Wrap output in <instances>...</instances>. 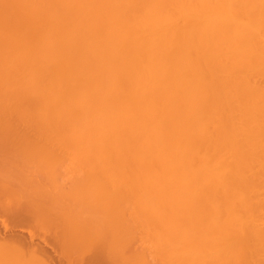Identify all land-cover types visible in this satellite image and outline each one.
I'll use <instances>...</instances> for the list:
<instances>
[{"label": "bare ground", "instance_id": "6f19581e", "mask_svg": "<svg viewBox=\"0 0 264 264\" xmlns=\"http://www.w3.org/2000/svg\"><path fill=\"white\" fill-rule=\"evenodd\" d=\"M30 120H38L35 125H41L45 134L47 130V136L51 133L52 137L55 136L53 132H57L59 128L71 129L61 135L87 143L86 147L81 145L82 151L79 152L83 159L85 152H88L89 157L90 151H96V155L98 151L104 154H98L99 158L101 156L104 159V162L99 159L100 166L103 164L104 168L103 170L99 166L100 173L102 169L106 174L104 164L107 163L108 157L112 158L113 163L108 159L107 167L116 164L113 168L118 169L119 162L114 160L118 158L125 172L117 177H120L119 180L123 178L121 181L128 185V188L134 180L132 182L131 177H127L130 180V184H127L129 181L124 180L127 176L125 173H135L128 176L144 177L139 179V184L146 191H153L147 195H158V191L160 194V189H164L161 192L168 193L169 196L168 191L172 190L175 192V195L171 194L174 201L183 199L187 210L181 213L182 210L179 209L180 212L176 214L172 208L178 209L176 207L184 201L180 199L183 203H179V200L177 203L176 200L178 205L175 203L173 206L172 199V208L169 203L163 204L167 207V215L166 208L161 207L162 211L165 210L164 217L161 216V210H158L160 214L156 212L157 216L152 212L153 217L156 216L154 221L151 220L154 222V225L151 222L152 227L155 228L159 221L157 217L163 221L166 216L170 218L176 214L172 219H177L173 220L174 224L170 226L169 219L167 225L171 229L166 225L167 231L164 233V229L161 233L159 231L161 226H165L167 217V220L163 221L164 225L162 222L157 224L160 227L156 228V231L159 235L164 234V239H161L165 242L155 240L160 242L158 251H154L153 246L152 253L149 250L150 253L147 254V248L150 249L152 243H156L150 239L161 236L156 237V231L153 235L150 223H144L150 213L149 206L144 207L148 200L144 199V208L139 207L142 205L136 207L144 217L139 214L142 218L137 220L138 214H132L138 222H143L140 227V222L135 221L136 227L139 225V231L143 228L144 233L141 235L136 232V228L133 232L139 233L141 239L149 230L153 235L148 238L151 245L148 241L144 242L148 240V231L144 240H141L144 243L140 247L141 250L139 246L133 247L135 251L131 250L132 256H124V253H120L125 252L124 249H128L130 243L124 240L126 229L118 227H121L122 223L131 227L132 221L117 215V219L121 218L118 221L114 218V211H110L109 214H115L113 223L112 216L111 219L108 217L112 205L106 204L103 210L102 206L75 205L74 201H71L73 193L67 191L64 185L61 187L64 190L57 188L62 190L58 193L53 191L55 189L51 186L52 193H56L55 198L61 196L58 204L52 194L56 205L59 206L55 207L59 211L54 206L43 204L39 198L34 200L28 194L24 195L23 199L22 192L25 189L22 188L14 192L20 193L19 197L12 196L13 185L16 186L14 180H17L15 176L19 174V169L22 168L26 172L24 168L31 167L28 168V174L33 178L30 172L31 169L34 172L38 168V161L37 165L25 161L29 153L27 155L25 152V155L23 149V152H20L23 153L21 157L27 156L23 161L24 168L22 157V167L17 166V163L15 166L19 169H12L15 162L13 165L9 162L17 152L13 151V156L11 149L9 153L12 158H9L6 166H12L5 168L4 165L6 156H10L9 153L4 154L5 159L2 157L3 166L0 164L6 171L0 169V264H57V257V261L60 260L62 264H132V258H139L137 260L141 261L149 258L154 264L153 261L155 262L157 257L168 260V264H264V0H0V128L11 134L9 132L12 128L8 123ZM42 124L45 125V130ZM46 124L53 125H48L46 129ZM32 125L34 129L36 126L34 123ZM41 128H38L39 133ZM51 129L55 131L52 132ZM27 131L29 132L26 130L22 133L24 138H27ZM15 135L18 134L15 132ZM11 136L14 137V134ZM52 137L45 139H57ZM59 139L63 140L61 144L66 147L65 138ZM1 142L3 149L5 143L3 140ZM58 143L56 141L53 144ZM71 144H67V147L74 146L75 153L70 149L74 154L72 156L77 157L81 148L77 145L79 148L76 151L75 143ZM90 144H101L104 147L92 148ZM11 145H14V141ZM7 146L4 152L9 150ZM24 147L28 150L32 148L29 145ZM63 148L59 150L62 151ZM32 149L34 154L29 150L30 155L32 154L31 157L36 162L33 155L37 152L34 151V146ZM40 153L41 150L36 155L38 160ZM93 153L90 165L95 163L93 167H97L98 159L95 152ZM105 155L107 157L104 158ZM89 157L86 156L87 159H90ZM32 158L29 161H32ZM93 158L97 159L96 162ZM41 161L42 159L39 163L44 165V161L49 160ZM81 162L84 165L83 161ZM99 169L96 170L99 172ZM86 170L95 176V170ZM111 170L115 171L112 168ZM53 172L57 174V171ZM96 174L98 178V173ZM103 174H100L103 178L99 176L102 180L106 177ZM116 174L118 175L117 172ZM108 178H105V181L110 183ZM29 181L23 183L27 185ZM61 181L57 183L61 185ZM35 184L39 182L31 185ZM52 185L54 186L53 183ZM46 187L45 189H48L50 185ZM134 187L138 193L139 188L137 185ZM29 188L27 186V192ZM5 189H11V195L9 190L6 191L8 194L4 193ZM125 189L133 191L131 187ZM38 192L42 196L43 193ZM176 192H179V196ZM180 192H183V197ZM120 193L122 195V190ZM124 194L122 199L119 196V200H114H118V204L126 202L122 201L126 197ZM164 194L162 197L158 196L159 200ZM116 196L118 197L117 194ZM26 197L27 200L31 198L30 202ZM165 199L163 203L167 201ZM128 201V209L124 211L127 214L132 209V200ZM76 202L79 203L78 200ZM151 202L153 205L154 202ZM103 203L105 204L102 202V205ZM116 204H113L114 207ZM124 206L122 204L123 208ZM153 208L156 209L155 206ZM100 210L104 214H101ZM122 213L118 212L119 215ZM72 214L81 220L80 224H76L77 219H72L75 223L71 225ZM90 214L92 221L93 218L96 220L93 223L95 227L91 228H96V231L87 225H92L87 219ZM97 214L102 215V219L104 216L102 221L107 230L102 225L101 228L98 226L97 219L100 218ZM182 214L188 216V219L184 215L182 217ZM152 215L148 217L152 219ZM105 220L108 222L105 223ZM110 220V226L113 227L115 221L119 222L118 226H115L117 229L112 226L111 229L110 226L108 228ZM178 220L181 222L178 223ZM144 225L148 227L147 230ZM14 227L23 231L16 233L14 230V233ZM131 229L133 230L132 227ZM24 230L26 233L29 230L35 234V238L40 236V244L35 238L33 239L36 243L32 237V241L29 240ZM108 230L113 232L114 237L122 235L121 238L117 237L119 240L125 236L121 242L118 240L121 248L120 253L115 251L116 256L108 250L110 244L106 246L104 241V236L109 238ZM117 231L120 233L115 235L114 232ZM117 238H110L113 244H117ZM43 241L56 251L49 248L55 254L50 253L47 247L41 244ZM167 241L171 243L172 248H166L165 255L163 250L169 245ZM122 242L124 244H121ZM19 244L25 245L26 250L24 247H21L23 250L20 249L19 246L18 250L23 253L14 255L11 259L5 258L8 260L6 262L2 252H17L16 246ZM3 245H6L7 249H2ZM27 245L30 246L28 250ZM119 246L117 245L118 248ZM112 247L115 248L114 245ZM60 262L58 261V264Z\"/></svg>", "mask_w": 264, "mask_h": 264}, {"label": "rangeland", "instance_id": "374dc122", "mask_svg": "<svg viewBox=\"0 0 264 264\" xmlns=\"http://www.w3.org/2000/svg\"><path fill=\"white\" fill-rule=\"evenodd\" d=\"M36 121L38 122V120H35V122H36ZM30 122H33L34 125L37 123V122L35 123L33 120H32V121L30 120ZM30 122H23V121H18V122H17V121H16V122L8 123V124H9L8 126H10V128H12L11 131H12L13 133H12L11 131L9 132V133H11V134L5 133V132L3 131L4 128H3V130H2V127L0 128V129H1V130H0V140H1V141H2V140L4 141L3 143H5V144H4L5 146H7L8 144L10 145V146H7V147H9V148H8L9 150H8V151L6 150V151L4 152V150H5L6 147L4 146L3 149H1V148H2V146H1V145H2V142L0 141V142H1V143H0V149H1V150H0V153H1V151L3 150V152H2L1 155H0V160L2 161V162L0 161V162H1L0 164L3 166V163L6 162V163H4V165L6 166V164L9 162V158H12L13 151H14V152H17L16 154H17L18 157H16V154H15V153H14V155H15L16 159H18V160H17L18 162H16L15 157H13L12 159H10L11 162H9V164L12 163V165H13V163L15 162V163H14V166L12 167V169L17 168V166H19V167L21 168V167H22V166H21L22 164H23V168H24V163H23V161L25 160V158H27V156H25V158H24V157H23L24 155H22V157H23L24 159L22 160V164H21V163H20V162H21L20 159H22L21 154L24 153V154L26 155V153H27V155H28V153H29V155H30V151H31V153L34 154L33 149H32L33 146H34V151L37 152V154H38V152L41 150V153H40L39 156H40V159H42V161H43L44 159H45V160L48 159L49 161H44V163H43L44 165H42V163H41V164L39 163L40 159H39V160L37 159V156H36L37 154L33 155V156L35 157V159H36V162H35L34 159L31 157L32 154H31L30 156L28 155V159H26L25 161H28L29 163H30V162H32V163L34 162L35 165H37V161H38V165L36 166V167H38V168H36V170L38 169V171L34 170V172H33V169H31L32 172H30V175L33 176V178H32V177H29V174H28V170H29L28 168H31V167H28V166H27L28 168H26V167L24 168V169H26V172H27V173L24 172V170H22V168L19 169V167H18L17 169H19L21 172L19 171V172H18L19 174H16L17 176H15V178H17V180H16V179L14 180V184H16V186L13 185V189H12V190H14V191L12 192V191H10L11 189H8V190L10 191V192H9L8 190L5 189V192H4V191H3V192H4V193L9 192L10 195H11V192H12V194H14L15 191L18 192L19 189L22 188V189H25V190L22 192V194H23V199H25L24 195H27V194H28V195H29L30 197H32L34 200H36V199L39 198V199L42 200L43 204L46 203V205H47V206L49 205V207H50V206H52V207L54 206V207H55V206H57V205L59 204V202L61 201V199H60L61 196H60V197L58 196V198H55V197H57V196H55L56 193H58V192L64 190V188H65V189H67V191L73 193V196H71V201H74L73 203H74L75 205H80V204H81L80 206L85 205V207H87V206H88V207H94V205H95V207H97V206H100V207H101V206H102V208H101L102 210H103V208L105 207L106 204H107L108 206L112 205V207H111L112 209L110 208V210L108 211V214H109L110 211H111V212L114 211V212H112V213H115V214H116V217H114L116 220L119 221L121 218H122V219L125 218V219H129V220H131V221H132V225H131V227L133 228V230L131 229L130 225H129L128 227H126V226H125L126 223H125V224L122 223V226H121V227H120V226L118 227L119 229H122V228H125V229H126V230H125V233H126L125 236H126V238H124V237H125V236H124V237H122L121 240H123V238H124V240H126V241H128V242L130 243V244L128 245V249L126 248V249H124L125 252L123 251V252L120 253V250H119V249H120L121 247L119 246V242H118L119 238H117V237H120V238H121V236H122V235H121V236L118 235V234L120 233V231H117V233L114 232L115 235H118V236H115V237H114L113 232H110V231L108 230L109 233H110V235H109V238H106V236L108 235V233L106 232L107 229L104 227V226H106V224L104 225V222L102 221V220H104V216H103V219H102V215L100 216L99 214H97V215L99 216L98 218H100L101 221H100L99 219H97V221L99 222V225H98L97 223H95V224H97L99 227H100V225H102V226L106 229V230H105V233H107V234H106V236H104L105 238H104L103 236H102V238H104V241H105V243H106V246H107V245L109 246V244H110V246H109L110 249L108 248V250H110V251L112 252V254H114V256L117 255V252H115V251H118V253H120V254L124 253V254H125L124 256L127 255V256H129V257L132 256L131 254H133V253H131V250L134 252L136 247L139 246L138 248L141 250L140 247L144 244L143 241H141V240H144V238L146 237L147 232H148L149 230H147L148 227H146V225H144V227H146V230H147V231H146V234H145L144 236H142L143 238L139 239V238L141 237V236L139 237V235H140V234L142 235V233H144V231L142 230L143 228H141V230L139 231V229H140V228L138 227L139 225H137L138 229H137V227H136V222H135V221H137L138 218H142V216H143V213H139V211H138V210H140V209L137 210L138 205H142L145 201L148 200V202H145L146 204H145V206H144V207H146V208H148V206H149V208H150V213H149L148 215H152V212H153V214L157 216V214H160V212H162L161 216H163V215H164L163 213L165 212V210L167 211V207H165L164 205L167 204V203H169L168 205L171 204V200L173 199V197H174L173 195H175V194H174L175 192L172 191V190H170V191L167 190L168 192H170V195L168 196V193H165V194H164V193L161 192V191L164 190V189H160V190H161V191H160V194H159V191H158V195H151V196H149L153 191H152V192L149 191V190L146 191V189H144L143 187H141V185L139 184V179L144 178V177H140V178H139V177L128 176L129 174H135V173H125V175H127V176H125V179H124V180H128V178H130V177H131L130 179L132 180V182H133V180H134V183H133V184L131 183V186L129 185V188L131 187V188L133 189V191H131V189H130V190H126L125 188L129 189V188H128V185H126L124 182L121 181L123 178H121V180H119L120 177H119V178L117 177V176H119V175L121 176V174L123 175L124 172H125V171L122 169V164H121V160H120V159H118V158H115V159H114V160L116 161V163L119 162V163H117V165H118L117 168H118V169L120 168V169L118 170V169H116L115 167L113 168V166L116 165V164L111 165L112 167L109 166V167H110V169H109V167H107V165H108L107 163H109L108 159H110L111 162H112L113 160H112V158H109V157L106 158L107 163L104 164V165L106 166V169H105L106 174H105L104 171H102V169L104 170V168H102V167H103V164L101 163V164H102V167L100 166V162H101V161L104 162V161H103L104 159H103V157L100 156V158H99V156H98V154H101L102 152L98 151L99 153L96 155V151H93V152H95V157L98 159V160H97V159H96V160H97L98 163H99L98 165L96 164V165H97V167L95 166L96 169H99V166L102 168V169H101V172H102V173H100V169H99V172H98L96 169H94L95 167H93V166H94L95 163L92 162V163H93V166L90 165V162H91L90 160L92 159V158H91V153L94 154L92 151H90V157L88 156V152H85V154L83 153V154L85 155V159H83L84 157L80 154L81 151H82V146H81V145H83V146L85 145V147H86V144H87L86 142H80V141L74 140V139L69 138V137H63V136L61 135L62 132L69 130V128H68L67 130H65V128H63V129H60V128H59V129H57V132L55 131L56 128H55L54 130L51 129V131H52V130L55 131V133L52 131V132H53V135H55V136H53V137H54V138H53L52 135H51L52 133L49 134V135L47 136V130H46V134H45V131L43 132V129L41 128V125H40V126H36L38 123L35 125L37 128L35 127V128L33 129V125H32L33 123H30ZM21 123H22V124H21ZM29 123H30L31 125H30ZM1 124H2V123H0V125H1ZM17 124H18V125H17ZM40 124H41V123H40ZM55 124H56V123H55ZM4 125L7 126V124H4ZM48 125H53V124H48ZM48 125L46 124V126H47L46 129L48 128ZM6 126H5V128H6ZM18 126H19V127H18ZM43 126H44V127H43ZM55 126H57V125H55ZM42 127H43L44 130H45V125H44V124H42ZM52 127H54V126H52ZM20 128H22V129H20ZM38 128H41L40 133L38 132V131H39ZM49 128H51V127H49ZM57 128H58V127H57ZM6 129H8V128H6ZM18 129H20V130L18 131ZM9 130H10V129H9ZM22 130H23V131H22ZM26 130H29V132L27 131V133H28L27 136L24 134V135L27 137V138H24L22 133H24ZM7 131H8V130H7ZM51 131H48V133H50ZM69 131H71V129H70ZM15 132H16L18 135H15ZM29 133H30V137H31V138H29ZM12 134H14V137L11 136ZM40 134H41V136H40ZM1 135H2V136H1ZM8 135H9V136H8ZM17 136H18V138H17ZM5 137H6V140H4ZM7 137H12V138H7ZM39 137H40L41 139H40ZM51 137H52L53 139H55V137H56L57 139H55L54 141H53V140H52V141L46 140V139H48V138L51 139ZM59 137H61L62 139L65 138L64 141H65V143H66V147H65V145L61 144L63 140L61 141V139H59ZM45 138H46V139H45ZM11 139H14V140H11ZM25 139H27V141H25ZM28 139H29L30 142L28 141ZM39 139H40V141H39ZM7 140H8V141L10 140L11 144H12V141H14V145H11L10 142L8 143ZM15 140H16V141H15ZM58 140H59V143H58ZM56 141H57L58 144H53V143H56ZM6 142H7V143H6ZM16 142H17V143H16ZM27 142H29V143H31V144H29V143H27ZM42 142H43V143H42ZM70 143H72L71 145H73V144L75 143V145H76V147H75V148H76V151H78L77 148H79V146H80L81 150L78 151V153L80 152V153H79L80 155L77 156V157H79L80 159H77L76 156H72V155H74L73 153H75V149H73L74 146H71V145H68V146H71V147H67V144H70ZM85 143H86V144H85ZM15 144H16V145H15ZM17 144H18V145H17ZM60 144H61L62 146H61ZM25 145H27V146L29 145V147L31 146V147H32V148L30 147L31 150L29 149V150H30V151H29L27 147H26V148H27V149H26V148L24 147ZM77 145H79V146H77ZM90 145H91L92 148H93V147H97V146L100 147V148H103V147H104V145H101V144H90ZM13 146H14V147H15V146H16V147L19 146V147H18L19 150H18L17 148L15 149ZM49 146H50V147H49ZM51 146H52L53 148H52ZM54 146H56V147H54ZM87 146L89 147V145H87ZM11 147H12V148H11ZM23 147H24V148H23ZM63 147H64V148H63ZM88 147H87V149H88ZM20 148H21V150H20ZM48 148H49V149H48ZM54 148H56V149H54ZM61 148H63L62 151L59 150V149H61ZM66 148H67V149H66ZM70 148L72 149L73 153H72V151H71ZM89 148H90V147H89ZM92 148H90V149H92ZM6 149H7V148H6ZM11 149H13V150L11 151L12 155H11V153H9ZM23 149H24V152H23ZM43 149H45L44 152L42 151ZM46 149H48V150H46ZM57 149H58V150H57ZM83 149L86 150V148H84V147H83ZM17 150H18V151H17ZM27 150H28V152H27ZM36 150H37V151H36ZM88 150H89V149H88ZM88 150H87V151H88ZM21 151H22L23 153H20ZM63 151H64V153H63ZM67 151H68V152H67ZM25 152H26V153H25ZM59 152H60V153H59ZM6 153H7V155H8V153L10 154V156H9V155H8V156L5 155L7 160L5 159V156H4V154H6ZM18 153H20V154L18 155ZM61 153H62V154H61ZM68 153H69V154H68ZM76 153H77V152H76ZM78 153H77V154H78ZM2 154H3V155H2ZM47 154H48V155H47ZM58 154H59V155H58ZM70 154H71V155H70ZM77 154H75V155H77ZM86 154H87V155H86ZM14 155H13V156H14ZM41 155H43V156L41 157ZM45 155H47L48 158H47V156H45ZM57 155H58V156H57ZM60 155H61V156H60ZM102 155H104V154L102 153ZM39 156H38V158H39ZM68 156H69V157H68ZM80 156H81V157H80ZM86 156H87V158L89 157L90 159H87ZM92 156H93V155H92ZM2 157H4L3 159H5V161L2 159ZM43 157H44V158H43ZM62 157H64V158H62ZM105 157H107V156L105 155L104 158H105ZM30 158H32V159H31L32 161H29ZM61 158H62V159H61ZM72 158H73V159H72ZM64 159H65V160H64ZM66 159H67V160H66ZM93 159L95 160V158H93ZM99 159H100V162H99ZM102 159H103V160H102ZM53 160H54V162H53ZM60 160H62V162H60V163H62L63 166L59 163ZM71 160H72V161H71ZM73 160H74V161H73ZM76 160H77V161H76ZM85 160H87V161H86L87 163L84 162ZM94 160H93V161H94ZM96 160H95L94 162H96ZM117 160H118V161H117ZM3 161H4V162H3ZM42 161H41V162H42ZM55 161H56V162H55ZM81 161H83L84 165L82 164ZM115 161H114V163H115ZM46 162H47V163H46ZM79 162H80V163H79ZM17 163H18L19 165H17ZM25 163H27V162H25ZM58 163H59V164H58ZM69 163H70V164H69ZM73 163H74V164H73ZM112 163H113V162H112ZM9 164H8V165H9ZM30 164H31V163H30ZM30 164H29V166H30ZM39 164H40L41 166H40ZM52 164L54 165V167H53ZM68 164H69V165H68ZM71 164H73L74 167H73ZM80 164H81L84 168H81L82 166H81ZM8 165H7V166H8ZM12 165H9V167L12 166ZM15 165H17V166H15ZM78 165H79V166H78ZM87 165H88V166L90 165V166H89L90 168H91V166H92V167H93V170H92V168L89 169V167H88ZM109 165H110V164H109ZM5 166H4V167H5ZM7 166H6L5 168H7ZM32 166H33V165H32ZM39 166H40V170H41V172L39 171ZM105 166H104V167H105ZM14 167H15V168H14ZM33 167H34V166H33ZM42 167H45V168H42ZM77 167H78V168H77ZM71 168H72V170H71ZM87 168H88V171H89V170H91V171H94V170H95V171H96V172L94 171V175H95V176H93L92 173L87 172V170H86ZM107 168H108V170H107ZM111 168H112V169H115V171L111 170ZM0 169H2L3 171H5V169H3V167L1 168V166H0ZM34 169H35V167H34ZM76 169H77V171H76ZM79 169H80V172H81V173L79 172ZM63 170H64V171H63ZM68 170H70V171H68ZM73 170H74V171H73ZM81 170H84V171L86 170V171L84 172V171H81ZM116 170H118V171H116ZM53 171H57V174H58V172H59V177H58V178H57V174H56L55 172H53ZM67 171H68V172H67ZM119 171H122L123 173H121V172L119 173ZM5 172H6V171H5ZM37 172H38V173H37ZM42 172H43V173H42ZM52 172H53V174H51ZM66 172H67V173H66ZM75 172H76V173H75ZM77 172H78V173H77ZM116 172L118 173V175L116 174ZM60 173H61L62 175H61ZM65 173H66V174H65ZM84 173H86V175H85ZM87 173H88V175H89L88 177H87ZM96 173H98V178L96 177V176H97ZM103 173H104V174H103ZM63 174H64V176H63ZM100 174H101V175L103 174V176L106 175V177H105L106 179H107V177H109L110 179L108 178V180H109V182H110L111 184H110V183H107L108 181H107V180L105 181V178H104L103 180L100 179V178H99V176H101ZM41 175H42V177L40 178L39 176H41ZM52 175H53V176H52ZM71 175H72V176H71ZM80 175H82V176H80ZM83 175H84V176H83ZM107 175H108V176H107ZM115 175H116V176H115ZM24 176H25V177H24ZM26 176H28L29 178L26 177ZM55 176H56V177H55ZM68 176H69V178H68ZM85 176H86V177H85ZM64 177H65V178H64ZM83 177H84V179H82ZM95 177H96V178H95ZM127 177H128V178H127ZM30 178H31V179H30ZM34 178H35V179H34ZM66 178H67V179H66ZM71 178H72V179H71ZM101 178H103V177L101 176ZM126 178H127V179H126ZM26 179H28V180H26ZM29 179H30V181H29ZM33 179H34L35 181H36V179H37L36 182H39V184H37V185L35 184V185H34L37 189H36L33 185H31V184L36 183ZM40 179H41L42 181H39ZM59 179H60V180H59ZM69 179H70V180H69ZM78 179H79V180H78ZM81 179H82V180H81ZM88 179H89V180H88ZM90 179H91V180H90ZM92 179H95L97 182L94 181V180H92ZM98 179H99V181H98ZM112 179H113V181H111ZM18 180L20 181V183H18V182H19ZM31 180H33V181L31 182ZM61 180H62V181H61ZM67 180H69V181H67ZM72 180H73V181H72ZM77 180H78V182H77ZM86 180H87V181H86ZM23 181H24V182H25V181H29V182H27V185H25V183H23ZM55 181H56V182H55ZM57 181H61V185H60L59 182H58V183H59V184H58ZM91 181H92V182H91ZM119 181H121V182H119ZM128 181H129V182H127V184H128V183L130 184V180H128ZM16 182H17V183H16ZM40 182H42V183H40ZM67 182H68V183H67ZM71 182H72V183H71ZM98 182H99V183H102V184L99 185ZM28 183H29V185H28ZM52 183L54 184V186L52 185ZM83 183H84V184H83ZM88 183H89V184H88ZM93 183H94V184H93ZM21 184H22L23 186H22ZM41 184H42V185H41ZM48 184L50 185V187H48V186H49ZM65 184H66V185H65ZM70 184H71V185H70ZM97 184H98V185H97ZM18 185H21L22 187H21V186L18 187ZM40 185H41V186H40ZM63 185H64V186H63ZM67 185H68V186H67ZM69 185H70V187H69ZM80 185H81V186H80ZM101 185H102V186H101ZM134 185H137V188H139V190H138L139 192H138V193L136 192L137 189H136L135 187L133 188ZM139 185H140V186H139ZM27 186L30 187V188H33V190L29 188V190H28V192H27ZM43 186H44V187H43ZM46 186L48 187V189H45ZM51 186L53 187V189H55V190H53V191H56L55 195H54V193H52L53 191H52V187H51ZM56 186H57V187H56ZM62 186L64 187L63 189L61 188ZM66 186H67V187H66ZM71 186H72V187H71ZM92 186H93V187H92ZM105 186H106V187H105ZM107 186H108L109 189L107 188ZM23 187H26V188H23ZM40 187H41V188H40ZM47 187H46V188H47ZM58 187H60L62 190H61L60 188H59V190H58V189H57ZM97 187H98V188H97ZM101 187H102V188H101ZM111 188H112V189H111ZM141 188H142V189H141ZM16 189H17V190H16ZM38 189H39V190H38ZM69 189H70V190H69ZM78 189H79V190H78ZM85 189H86V190H85ZM94 189H95V190H94ZM110 189H111V190H110ZM140 189H141V190H140ZM37 190H38V191H41V193H43L42 196H40V194H39V192H38ZM93 190H94V191H93ZM101 190H102V191H101ZM120 190H122V195H121V193H120ZM124 190H126V191H124ZM134 190H135V191H134ZM6 191H7V192H6ZM20 191H21V190H20ZM25 191H26V193H25ZM47 191H48V192H47ZM49 191L51 192V194H50ZM73 191H74V192H73ZM97 191H98V192H97ZM107 191H108L109 194L107 193ZM165 191H166V189H165ZM165 191H164V192H165ZM167 191H166V192H167ZM17 192L15 193L16 195L14 194V195H12V196H14V197L17 196V197H19L20 193H17ZM35 192H38V193H35ZM82 192H83L84 195L82 194ZM95 192H96V193H95ZM102 192H103V193H102ZM116 192H117V193H116ZM124 192H125V194H124ZM128 192H129L130 194H129ZM150 192H151V193H150ZM154 192H155V191H154ZM156 192H157V191H156ZM156 192H155V193H156ZM171 192H172V193H171ZM33 193H34V194H33ZM104 193H105V194H104ZM112 193H113V194H112ZM131 193H133V194L131 195ZM145 193H146V195H147V193H150V194L146 196ZM155 193H154V194H155ZM177 193L179 194V192H176V194H177ZM7 194H8V193H7ZM17 194H18V195H17ZM37 194H38V195H37ZM49 194H50V195H49ZM52 194L54 195V199H56V201H57V203H58L57 205H56V201L53 199ZM116 194L118 195V197H117V196L115 197ZM123 194H124V197H125V196H126V197H125V200H122V201H126V202H127L130 198H131L130 200H132V201H131L132 204H130V208L132 207V209L130 210V208H129V210H130L131 212L129 211L128 214H127V212H124V211H127V209H128V207L126 208V205H128V203H126V202L121 203V202H120V203H121V207H122V204H123V206L125 205L124 208L122 207V209H120V208H121V207L119 206L120 203L118 204V200H119L118 198H120L121 196H123ZM162 194H164L165 196H163V198H161V199L159 200V197H158V196H161V197H162ZM171 194H173V195H172L173 197L171 196ZM178 194H177V195H178ZM36 195H37L38 197H37ZM48 195H49V196H48ZM88 195H89V196H88ZM129 195H131V196H129ZM144 195H145V197H144ZM34 196H35V197H34ZM119 196H120V197H119ZM178 196H179V195H178ZM180 196H181V197L184 196L183 192H180ZM20 197H22V196H20ZM30 197H29V200L31 199ZM72 197H74V199H72ZM89 197H91V198H89ZM92 197H93V198H92ZM98 197H100V198H98ZM113 197H114V198H113ZM124 197H123V199H124ZM143 197H144V198H143ZM165 197H166L167 201H166L165 203H163V199H165ZM12 198H13V197H12ZM88 198H89V199H88ZM112 198H113V201H112ZM115 198L118 199V200L115 201V200H114ZM47 199H48V200H47ZM62 199H63V198H62ZM69 199H70V198H69ZM120 199H122V197H121ZM144 199H145V201H144ZM149 199H151V200H149ZM157 199H158V200H157ZM166 199H165V200H166ZM169 199H170V201H168ZM180 199H181V198H180ZM180 199H176V200H177V203L180 201ZM26 200H27V197H26ZM29 200H27V201H29ZM52 200L55 201V203H54ZM66 200H67V198H66ZM77 200H78L79 203L76 202ZM79 200H80V201H79ZM81 200H82V202H81ZM101 200H102V202H105V204L103 203V205H102V202H100ZM109 200H110V201H109ZM130 200H129L128 202H130ZM140 200H141V202H140ZM165 200H164V201H165ZM176 200H175V201H176ZM178 200H179V201H178ZM181 200H183V199H181ZM24 201H25V200H24ZM68 201H69V200H68ZM96 201H97V204H96ZM107 201H108L109 203H108ZM120 201H121V200H120ZM143 201H144V202H143ZM151 201L154 202L153 205H152V202H151ZM173 201H174V199L172 200V202H173ZM175 201H174V203H172L173 206H175V203H176ZM183 201H184V200H183ZM29 202H30V201H29ZM65 202H66V201H65ZM98 202L101 203V204H99ZM110 202H111V203H110ZM112 202H113V204H115V203L118 204V205H117V204L115 205L117 208L114 207V205L112 204ZM142 202H143V203H142ZM149 202H151V203H149ZM52 203H53V204H52ZM93 203H94V204H93ZM147 203H148V204H147ZM177 203H176V204H177ZM179 203H183V202L180 201ZM28 204H29V203H28ZM61 204L63 205V203H61ZM61 204H60V206H61ZM98 204H99V205H98ZM135 204H136V206H133V205H135ZM160 204H161V205H160ZM163 204H164V205H163ZM172 204H171V206H170L171 208L173 207ZM183 204H184V205H183ZM183 204L179 205V207L177 206V205H178V204H177V205H176V206H177L176 208H178V209L172 208L173 211H174L176 214H177L178 212H180L179 209L182 210L181 213H183V210L186 211V210H187V209H186L187 206L185 207V201H184ZM29 205H30V204H29ZM91 205H92V206H91ZM107 205H106V206H107ZM151 205H152V207H150ZM153 206H155L156 209H154ZM158 206H159L160 209H158ZM166 206H167V205H166ZM57 207H59V206H57ZM100 207H99V208H100ZM119 207H120V208H119ZM136 207H137V208H136ZM139 207L144 208L143 205H142V206H139ZM161 207H165L166 209H165L164 211H162V208H161ZM180 207H181V208H180ZM55 208H56V207H55ZM125 208H126V209H125ZM133 208H134V209H133ZM146 208H145V209H146ZM171 208H170V209H171ZM114 209H115V210H114ZM123 209H124V210H123ZM135 209L138 211L137 213L135 212V211H136ZM153 209H154V210H153ZM163 209H164V208H163ZM56 210L59 211L57 208H56ZM98 210H99V209H98ZM133 210H134V211H133ZM142 210H143V209H141V211H142ZM158 210H159V211L161 210V211L158 213ZM175 210H176V211H175ZM100 211H101V210H100ZM115 211H116V212H115ZM143 211H144V210H143ZM96 212H97V211H96ZM118 212H123V213H122L121 215H119ZM156 212H157V214H156ZM169 212H171V210H170ZM188 212H189V211H187V213H188ZM74 213L76 214V211H75ZM77 213H78V212H77ZM87 213H88V212H87ZM98 213H99V211H98ZM100 213H101V214H104L102 211H101ZM125 213H126V214H125ZM145 213H146V212H144V214H145ZM147 213H148V212H147ZM167 213H168V211L166 212V215H167ZM172 213H173V212H171L170 215H172ZM175 213H174V214H175ZM83 214H85V211L83 212ZM83 214H81L82 217H83ZM115 214H114V215H115ZM124 214H125V215H124ZM129 214H131V215H130L131 218H132V217L134 218V216L137 215V214H138V215L140 214V215H142V216L140 217V215H139V216L137 215V216H136V219H137V220H136L135 218H134L135 220H133V218H132V219L130 218ZM132 214H133L134 216H132ZM176 214H175V215H176ZM72 215H73V214H72ZM95 215H96V214H95ZM114 215L109 214L108 217L110 218V216H112V218H113ZM117 215L120 216L121 218H120V219H117V217H118ZM148 215H147V217L145 218V220L147 219V221H144V223H146V224H147V222L150 223L149 227H151V228H150V229H151L150 231H152V233H153L154 231H156L157 229H159L158 227H160V225L157 226V224H158L159 222H162V224H163V221H164V220L166 219V217H167V216L165 215L166 217L163 218V217H164V216H163V217H162V218L164 219L163 221H161V218L157 217V220L159 219V221L156 220V221H157V224H156V228H157V229H156L155 227H152V223H153V225H154V222H153L154 220H153V219L156 218V216L153 217V215H152L153 218L151 219V217H150V216L148 217ZM170 215L168 214V216H170ZM175 215H173V216H175ZM183 215L185 216V214H182L181 216L183 217ZM186 215H187V214H186ZM74 216H75V215L71 216V225H73L75 222H76V224H77V222L79 223V222L81 221L80 219H79V220L77 219V218H78L77 216H76V218H75ZM88 216H89V215H88ZM90 216H91V221H89ZM90 216H89V218H87V219H88V222H90V223L92 222V225H94L93 223L96 222V220H94V218H93V221H92V214H90ZM158 216H159V215H158ZM173 216H172V217H173ZM181 216L178 215V217H181ZM73 217H74V218H73ZM82 217H80V218L82 219ZM86 217H87V216H85V218H86ZM105 217H107L106 214H105ZM108 217H107V219H108ZM143 217H144V216H143ZM172 217H170V218L167 217L168 220L166 219L167 222L165 221V222H166L165 226H163V227L161 226L162 228L160 227V230H161V231H159V233H161V232L163 231V229L165 230L167 224L170 223L169 226H170L171 224H172V225L174 224V223H173V222H174L173 220H175V219H177V218L174 217V219H172ZM114 218H113L112 222L114 221ZM185 218L188 219V216H187V217L185 216ZM72 219H74V220L77 219V221L75 220V222H74ZM95 219H96V218H95ZM105 219H106V218H105ZM107 219H106V220H107ZM110 219H111V218H110ZM169 219H171V220H170V222L168 223ZM179 219L182 220V219H184V218H179ZM106 220H105V223L108 222V221H106ZM151 220H153V221H151ZM181 220H180V221L178 220V221H179L178 223H180ZM124 221H125V220H124ZM142 221H143V220H142ZM156 221H155V222H156ZM172 221H173V222H172ZM183 221H184V220H183ZM73 222H74V223H73ZM115 222H116V224H117V223L119 224V222H117V221H115ZM122 222H123V221H122ZM139 222H140V223H139ZM139 222L137 221V223L140 224V227H142L143 224H141V223H143V222H141L140 220H139ZM151 222H152V223H151ZM171 222H172V223H171ZM72 223H73V224H72ZM113 223H114V222H113ZM149 223H148V224H149ZM175 223H177V222H175ZM76 224H75V225H76ZM79 224H80V223H79ZM110 224H112V223H111V220H110V223H109V225H108V228H109ZM116 224H115V226H116ZM118 224H117V226H118ZM123 224H124V227H123ZM148 224H147V225H148ZM160 224H161V223H160ZM162 224H161V225H162ZM77 225H78V224H77ZM87 225L90 226V228H91V227H95V225H94V226L89 225V224H87ZM120 225H121V223H120ZM141 225H142V226H141ZM163 225H164V224H163ZM98 226H97V228L99 229ZM111 226H112V225H111ZM111 226H110V229H111ZM115 226H114V227L112 226V227L115 228V229H117V227H115ZM169 226L167 225V228H168ZM72 227H73V226H72ZM75 227L77 228V226H75ZM75 227H74V229H75ZM12 228H13V227H12ZM14 228L17 229V230H16V229H13V231H14V230L17 231L16 233L20 232L21 230L23 231V229H21L20 231H18V230H19V229H18L19 227H14ZM20 228H21V227H20ZM100 228H101V227H100ZM135 228H136L135 231H136V232L138 231L140 234H139V233L134 234L135 232H133V231H134ZM154 228H155V229H154ZM24 229H25V228H24ZM91 229H94V231H96V230H95L96 228H91ZM115 229H114V230H115ZM119 229H118V230H119ZM168 229H171V228H168ZM26 230H27V229H26ZM100 230H101V229H100ZM144 230H145V229H144ZM13 231H12V232H13ZM15 231H14V233H15ZM22 231H21V232H22ZM97 231H98V230H97ZM112 231H113V230H112ZM150 231L148 232V234H149V233H150V234L148 235V237H147L146 239H148L149 237L151 238V237L154 235V233H153V235H151V232H150ZM157 231H158V230H157ZM157 231L155 232V233H156V237H157V236H158V237L161 236V237H159V238H155V237H154V239H153V238L150 239V241L153 240V242H156L155 244L158 243V242L155 241V240L160 239V240H158V241H162V240L164 239V237H163L164 234L159 235V234L157 233ZM166 231H167V229H166L165 231H163L162 233H164V232H166ZM27 232H28V233H26V231L24 230V234L26 233V234H25L26 237H29V238H28L29 240H31V237H32V240H34L33 238H35V236H34L35 234L33 235V233L30 232L29 230H28ZM29 232H30V234H29ZM169 232H170V231H169ZM169 232H167V233H169ZM122 233H124V230H123ZM167 233H165V235H166ZM138 234H139V235H138ZM28 235H32V236H28ZM112 235H113V236H112ZM150 235H151V236H150ZM162 235H163V236H162ZM36 236H37V235H36ZM135 237H137V238H135ZM38 238H40V236L37 237V238H35V239H36V241L40 244L41 238H40V239H38ZM110 238H111V239L113 238L114 240H115V238H117V239H116L117 244H115V243L113 244V240H111ZM161 238H163V239H161ZM106 239L109 241L108 244H107L108 241H107ZM135 239H136V240H135ZM10 240H11V239H10ZM32 240H31V241H32ZM121 240H119V241L121 242ZM8 241H9V240H8ZM36 241L34 240L35 243H36ZM137 241H138V242H137ZM140 241H141V242H140ZM147 241L149 242V239H148V240H144V242H147ZM10 242H11V241H10ZM14 242H19V241H15V240H14ZM14 242H13V243H14ZM114 242H115V241H114ZM162 242L164 243L165 241H162ZM167 242H168V241H167ZM21 243H22V241H21ZM24 243H25V242H23V244H24ZM111 243H112V244H111ZM126 243H127V242H126ZM139 243H140V244H139ZM150 243H151V242H149V244H150ZM7 244H10V245H11V243H7ZM25 244H27V243H25ZM29 244H30V243H29ZM41 244H42V245H45V242L43 241V242H41ZM121 244H124V242H122ZM155 244L152 243V246H151L150 249L147 248L148 244L146 245V248L148 249V251H146L147 254L150 253V251H151V253H152L153 250H151V249H153V246H155L154 251H158V248H159V244H160V242H159L157 245H155ZM165 244H167V243H165ZM168 244H169V242H168ZM168 244H167V245H168ZM170 244H171V243H170ZM170 244H169L168 246H166L164 250H163V248H161V250L164 251L165 255H166L165 250H167L166 248H169V247L172 248V245L170 246ZM12 245H13V244H12ZM113 245H114V247H115L116 249L112 247ZM117 245L119 246V248L117 247ZM125 245H126V244H125ZM125 245H123V246H125ZM136 245H137V246H136ZM150 245H151V244H150ZM5 246H6V245H3V246H2V249H3V247L5 248ZM19 246H20V249H22L21 247H24V249H25V245L23 246L22 244H21V245L19 244L18 246H16V251L18 250V247H19ZM45 246L47 247L48 250H49V248L52 249V247L49 246V245H48L49 247H48L47 245H45ZM121 246H122V245H121ZM130 246H131V248L129 249ZM144 246H145V245H144ZM144 246L142 247V250H143ZM157 246H158V247H157ZM163 246H164V245H160V247H163ZM10 247H13V246H8V248H10ZM125 247H127V245H126ZM133 247H135V248L133 249ZM13 248H14V247H13ZM26 248H27V250H28V248H30V246L27 245ZM117 248H118V249H117ZM138 248H137V249H138ZM5 249H7V248H5ZM14 249H15V248H14ZM14 249H13V250H14ZM20 249L18 250L19 252H18V251H17V252H13L12 250H10L11 252H10V251L8 252L7 250H5L4 252H2V253H3V254H2L3 259H4V260H5V258H6V259H8V258L11 259L14 255H17V254H19V253H23V252H21ZM51 249H50V250H51ZM122 249H123V248H122ZM169 249H170V248H169ZM8 250H9V249H8ZM22 250H23V249H22ZM25 250H26V249H25ZM50 250H49L50 253L53 252V253L55 254L56 251H55L54 249H52V250H54L55 252L52 251V250L50 251ZM149 250H150V251H149ZM29 251H30V250H29ZM170 251H171V250H170ZM26 252L29 253L28 251H24V253H26ZM141 252H142V251H141ZM115 253H116V254H115ZM159 253L164 254L162 251H161V252L159 251ZM167 253H169V252L167 251ZM54 254H51V255H53V256H57V254H56V255H54ZM120 254H119V255H120ZM54 258H56V257H54ZM57 258H58V257H57ZM57 258H56V263L58 264V261L60 262V260L57 261ZM157 258H158L159 261H157ZM157 258H155L157 262H161V260L164 262V260H165V259L163 260L162 258L159 259L160 257H157ZM117 259H118V258H117ZM137 259H139V258H132V259H130V261H131L132 264H141V263L146 262L149 258H148L146 261H144V259H143V261H141V260H137ZM155 259H153V260H155ZM151 260H152V259H151ZM5 261L7 262L8 260H5ZM139 261H140V262H139ZM148 261H149V260H148ZM148 261H147V262H148ZM156 261H155V262H156ZM125 262H127V261H125ZM147 262H146V263H147ZM155 262L153 261L154 264L157 263V262H156V263H155ZM163 262H161V263H163ZM167 262H168V260H167V261L165 260L164 264L167 263ZM170 262H171V261H170ZM146 263H144V264H146ZM149 263L152 264L151 261H149ZM161 263H157V264H161ZM59 264H62V263L60 262ZM147 264H148V263H147ZM167 264H168V263H167Z\"/></svg>", "mask_w": 264, "mask_h": 264}]
</instances>
